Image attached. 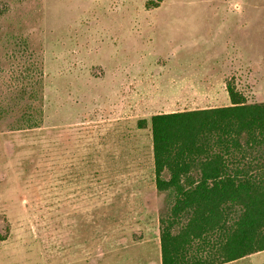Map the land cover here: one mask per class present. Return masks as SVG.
<instances>
[{
  "label": "rangeland",
  "instance_id": "rangeland-1",
  "mask_svg": "<svg viewBox=\"0 0 264 264\" xmlns=\"http://www.w3.org/2000/svg\"><path fill=\"white\" fill-rule=\"evenodd\" d=\"M161 66L264 102V0H0V264H161L174 200L137 123L231 104L149 99Z\"/></svg>",
  "mask_w": 264,
  "mask_h": 264
},
{
  "label": "trees",
  "instance_id": "trees-1",
  "mask_svg": "<svg viewBox=\"0 0 264 264\" xmlns=\"http://www.w3.org/2000/svg\"><path fill=\"white\" fill-rule=\"evenodd\" d=\"M230 105L160 113L150 128L156 189L174 200L160 220L161 264H227L264 252V102L228 85ZM21 125L42 124L30 110ZM168 174V178L164 175Z\"/></svg>",
  "mask_w": 264,
  "mask_h": 264
},
{
  "label": "crops",
  "instance_id": "crops-1",
  "mask_svg": "<svg viewBox=\"0 0 264 264\" xmlns=\"http://www.w3.org/2000/svg\"><path fill=\"white\" fill-rule=\"evenodd\" d=\"M161 67H157L154 72L151 74V76L149 75V77L152 78L151 82H150V92L152 91V93L155 95L150 96L151 98L149 99H159V94L161 93H169V92H174L177 94H190L192 97H190V99H194V100H216L219 98L223 97L224 92H227V85L225 83H214V82H202V81H198L196 79L193 80H181L177 81V80H173L166 82V83H161L162 81L158 82L157 79L159 78L161 80L160 75H162L163 73H161L159 71ZM182 76V74L180 75ZM155 77V78H153ZM225 86V87H224ZM224 99V97H223ZM174 113V112H171ZM160 114V113H158ZM140 179L143 181L144 179H142L140 177ZM139 180V178H138ZM141 183V182H140ZM131 193H127V194H132Z\"/></svg>",
  "mask_w": 264,
  "mask_h": 264
}]
</instances>
